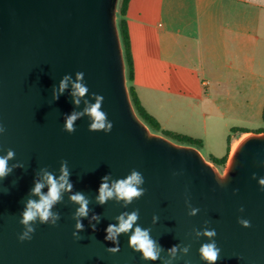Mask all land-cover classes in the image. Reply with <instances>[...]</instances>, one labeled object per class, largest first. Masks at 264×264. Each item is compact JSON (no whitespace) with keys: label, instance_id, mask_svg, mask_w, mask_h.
Here are the masks:
<instances>
[{"label":"water","instance_id":"water-1","mask_svg":"<svg viewBox=\"0 0 264 264\" xmlns=\"http://www.w3.org/2000/svg\"><path fill=\"white\" fill-rule=\"evenodd\" d=\"M119 3L0 0V122L7 129L0 137V155L11 148L16 155L9 163L24 165L0 181V264H161L142 260L129 248L130 233L119 237L118 253L106 250L115 246L105 239L107 226L133 209H139L138 224L151 228L164 249L191 244L188 256L174 264H206L198 249L207 238L192 235L194 228L205 226L217 232L221 253L216 264H264V190L258 184L264 178V132L246 134L223 172L200 150L154 133L130 96ZM76 72L84 73L90 102H95L92 93L104 97L102 111L113 124L110 133L89 131L87 116L76 122L74 133L63 131L64 115L82 111L85 98L78 107L73 104L71 82L58 100H53L52 89L65 74L75 81ZM62 160L68 161L74 191L91 201L89 216L82 219L84 231L79 239L73 237L78 206L65 194L53 209L61 216L57 225L37 222L32 239L21 242L20 214L34 178L44 167L58 175ZM133 169L144 177V196L127 208L115 201L96 204L103 176L124 178ZM185 200L200 209L196 216L188 215ZM93 213L101 216L95 231L89 225ZM154 215L159 217L155 225ZM241 217L251 227H242L237 222Z\"/></svg>","mask_w":264,"mask_h":264},{"label":"crops","instance_id":"crops-1","mask_svg":"<svg viewBox=\"0 0 264 264\" xmlns=\"http://www.w3.org/2000/svg\"><path fill=\"white\" fill-rule=\"evenodd\" d=\"M126 18L135 68L132 85L163 130L170 131L163 119L168 112L161 102L171 100L172 107L175 103L192 113L197 100L213 103L218 90L228 86L250 89L251 94L244 95L246 103L254 115L263 118L264 0H131ZM194 87L206 89V94L201 99L183 98L185 90ZM225 95L230 101V92ZM150 101L162 119L148 107ZM202 116V132H170L201 139L203 149L211 142L212 152L217 144L221 150L227 133L220 131L219 120L227 117L211 111ZM244 131L226 139L223 155L211 157H230L251 132Z\"/></svg>","mask_w":264,"mask_h":264},{"label":"clouds","instance_id":"clouds-1","mask_svg":"<svg viewBox=\"0 0 264 264\" xmlns=\"http://www.w3.org/2000/svg\"><path fill=\"white\" fill-rule=\"evenodd\" d=\"M71 82L72 91L70 95L73 97L72 102L75 106L81 104V99H84V108L82 111L75 109L70 114L64 115L63 131L72 134L76 131V122L87 116L91 121L89 124V131L98 132L103 131L105 134L110 133L113 124L107 118V113L102 111V104L104 97L96 93H92V103L86 98L89 93V88L84 83V73L76 72L75 81L72 77L65 74L59 82L58 87L53 86L52 97L53 100H58L59 97L68 88ZM7 129L0 122V137H2ZM2 150V149H0ZM15 151L9 148L6 154L0 155V181L8 177L15 169L23 168L24 165L20 162L10 164L9 162L15 159ZM176 175V173H174ZM71 172L67 160L60 162L59 174H55L48 170V168H40L34 178V186L30 189L28 198L24 201V208L21 212V219L19 223L23 226V231L19 234L18 239L23 242L31 240L36 231L35 224H48L51 226L57 225L61 219L60 213L54 211L56 205L63 203L65 194L68 195V202L78 207L75 209L72 219L75 220V231L72 233L73 237L79 239V233L84 231V224L82 219L88 218L91 211L89 205L90 199L80 191H74V184L70 180ZM255 179V174H253ZM223 181L222 179H219ZM145 183L141 172L133 169L124 178L113 179L111 174L102 177L99 185L98 194L95 196V202L98 205H105L108 201H115L121 204V207L127 208L134 201L140 199L145 195L146 189L142 187ZM261 190H264V178L258 180ZM47 188V192L42 191ZM3 191V189H0ZM238 189L234 190V193ZM33 197H38L34 199ZM188 207V215L196 216L200 209L193 207L190 201L185 200ZM240 212L244 209L241 207ZM140 219L139 209L132 211H124L115 217L116 223H110L106 228L105 239L113 242L114 247H107V251L115 254L120 251L119 237L121 234H129L127 245L133 251L140 253L141 259L144 261H160L161 264H174L175 261L180 260L190 253L191 244H175L168 249H164L151 236V228H144L138 224ZM159 220L158 216L152 217V224L155 225ZM95 221V223H92ZM101 221L99 214L93 213L89 221V225L93 231L96 230V225ZM242 227H251V222L244 218H238L237 221ZM207 224V222H206ZM192 235L196 240L201 237L207 238L208 242L202 243L198 249L200 259L206 264H216L220 258L221 249L217 246L215 237L217 232L215 229H210L207 226L192 230ZM162 253H166L162 255ZM184 264H190L189 260H185Z\"/></svg>","mask_w":264,"mask_h":264},{"label":"rangeland","instance_id":"rangeland-1","mask_svg":"<svg viewBox=\"0 0 264 264\" xmlns=\"http://www.w3.org/2000/svg\"><path fill=\"white\" fill-rule=\"evenodd\" d=\"M118 13H119V9H118ZM206 91H207L206 89L198 88V87L186 89L185 92L183 93V96H184L183 98H185V99H190V98L191 99H194V98L201 99L203 94H206ZM239 91H241L243 96H241L239 94ZM250 91L251 90L248 89L246 86H243L242 89H238L237 87H233V86H228L226 89H220L216 93L215 102L211 103L210 101L202 100L203 102L201 103L200 102L201 100H197L199 103L192 106L193 110H194V108L196 109L192 113L190 112V110L184 111V110L180 109V107L178 105H176L175 103H173L175 105V107H172L171 100L161 102V104L164 103V110L167 111L168 114H171L169 116L168 114H166L163 111L167 115V118L165 116L163 118V116L161 114H159L155 111L156 108H155V105L153 104V102H151V101L149 103L147 102L148 103L147 105L161 119L162 118L164 119V121H165L164 123L168 127L166 130L182 131L179 133L202 132V122L200 120L204 119L202 116V114L204 112L211 111L217 117H219L221 115H225L227 117L226 120H219L220 121V124H219L220 131L225 130V135L227 133V136H226L225 140H223V145L221 147V150L223 149L222 152L219 149L218 144L215 146V152L214 151L212 152L211 142H208L209 144L205 149L200 150L201 153L203 154V156L209 161L211 158V154L223 155L222 153H224L225 147L227 146L226 139H228L229 136L238 135V134H240L241 130H247L248 129L251 132H259L262 129H264V120H263L262 116L260 114L254 115V113L250 111V107H249L250 105L248 103H246L247 99H246V97H244V95H250L251 94ZM223 92H225V93H223ZM227 92H230L232 101L231 100L227 101V98L225 95ZM252 102H253V100H252ZM257 105L259 106L260 102L257 103ZM174 111H176V112L174 113ZM249 113H251V114H249ZM172 115H173V118H171ZM225 123H227V128L226 127L224 128ZM233 128H236L239 131L233 132L232 131ZM168 139H170V138H168ZM170 140H172V139H170ZM173 142H175V141H173ZM175 143L183 145L179 142H175ZM225 168H226V166L225 167H219V169L222 172L225 170Z\"/></svg>","mask_w":264,"mask_h":264},{"label":"trees","instance_id":"trees-1","mask_svg":"<svg viewBox=\"0 0 264 264\" xmlns=\"http://www.w3.org/2000/svg\"><path fill=\"white\" fill-rule=\"evenodd\" d=\"M130 1L131 0H120L119 13H118V28L120 32L121 42H122L123 51H124V58H125V63L127 67V80H128L129 92H130V96H131L134 108L136 110V113L138 114L140 119L154 133L161 134L183 145L191 146L198 150H202L203 141L201 139H196V138H193L187 135L163 130L159 121L153 115H151L146 110V108L143 106L134 86L132 85V82L134 81V78H135V68H134V57L132 53L130 30H129L128 21L126 18L129 5H130ZM263 120H264V113H263ZM232 131L237 132L239 130L234 128L232 129ZM241 131L242 133H247L244 130H241ZM259 132H264V129H262ZM228 159H229V156H226L223 158L211 157L209 161L215 164L219 168V167H225L227 165Z\"/></svg>","mask_w":264,"mask_h":264},{"label":"bare ground","instance_id":"bare-ground-1","mask_svg":"<svg viewBox=\"0 0 264 264\" xmlns=\"http://www.w3.org/2000/svg\"><path fill=\"white\" fill-rule=\"evenodd\" d=\"M236 147H237V145H236Z\"/></svg>","mask_w":264,"mask_h":264}]
</instances>
